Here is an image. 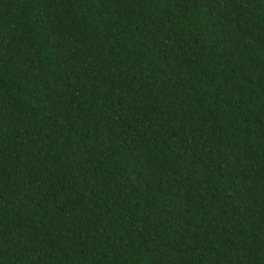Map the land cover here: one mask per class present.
<instances>
[{"label":"trees","instance_id":"trees-1","mask_svg":"<svg viewBox=\"0 0 264 264\" xmlns=\"http://www.w3.org/2000/svg\"><path fill=\"white\" fill-rule=\"evenodd\" d=\"M0 264H264V0H0Z\"/></svg>","mask_w":264,"mask_h":264}]
</instances>
